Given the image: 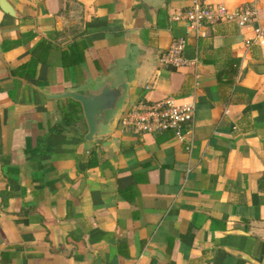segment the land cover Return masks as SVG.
Listing matches in <instances>:
<instances>
[{
	"label": "crops",
	"instance_id": "1",
	"mask_svg": "<svg viewBox=\"0 0 264 264\" xmlns=\"http://www.w3.org/2000/svg\"><path fill=\"white\" fill-rule=\"evenodd\" d=\"M195 1L0 0V264H264V52L253 26L172 18ZM198 1L264 24V0ZM182 36L193 63L164 65ZM122 62L130 104L196 102L192 150L62 125L74 99L50 96Z\"/></svg>",
	"mask_w": 264,
	"mask_h": 264
},
{
	"label": "built area",
	"instance_id": "2",
	"mask_svg": "<svg viewBox=\"0 0 264 264\" xmlns=\"http://www.w3.org/2000/svg\"><path fill=\"white\" fill-rule=\"evenodd\" d=\"M172 18L187 22L188 31L195 34H201L200 28L203 25L234 22L239 26H253L254 40L264 52V24L260 21L259 8L254 2L232 8L222 3L203 4L196 0L192 6L176 13ZM186 45V37L176 38L161 55L160 61L175 68L192 64L193 60L185 54ZM196 109L195 101L178 103L173 97L140 100L129 105L120 119V124L139 133L173 131L178 140L186 142V149L190 151L193 140L188 139V136L193 133Z\"/></svg>",
	"mask_w": 264,
	"mask_h": 264
},
{
	"label": "water",
	"instance_id": "3",
	"mask_svg": "<svg viewBox=\"0 0 264 264\" xmlns=\"http://www.w3.org/2000/svg\"><path fill=\"white\" fill-rule=\"evenodd\" d=\"M137 79V67L122 62L89 86L66 89L50 97L72 98L80 102L89 127L86 139L96 141L110 135L118 127L130 104L131 90Z\"/></svg>",
	"mask_w": 264,
	"mask_h": 264
},
{
	"label": "trees",
	"instance_id": "4",
	"mask_svg": "<svg viewBox=\"0 0 264 264\" xmlns=\"http://www.w3.org/2000/svg\"><path fill=\"white\" fill-rule=\"evenodd\" d=\"M82 120L84 122L83 125L87 126L84 120L83 109L79 102L74 100L69 101L68 105L63 111L62 125L64 127L73 126L76 129H80L82 126Z\"/></svg>",
	"mask_w": 264,
	"mask_h": 264
}]
</instances>
